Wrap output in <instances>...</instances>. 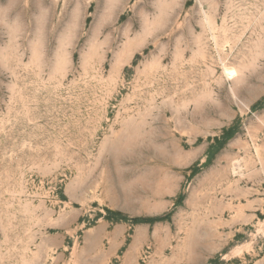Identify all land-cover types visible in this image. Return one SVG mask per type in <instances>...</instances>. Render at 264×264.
I'll return each instance as SVG.
<instances>
[{"label": "rangeland", "instance_id": "1", "mask_svg": "<svg viewBox=\"0 0 264 264\" xmlns=\"http://www.w3.org/2000/svg\"><path fill=\"white\" fill-rule=\"evenodd\" d=\"M0 264H264V0H0Z\"/></svg>", "mask_w": 264, "mask_h": 264}, {"label": "crops", "instance_id": "2", "mask_svg": "<svg viewBox=\"0 0 264 264\" xmlns=\"http://www.w3.org/2000/svg\"><path fill=\"white\" fill-rule=\"evenodd\" d=\"M126 229L125 226H121V225H118L117 227L113 228L112 232L115 230V232H120L122 231L123 229ZM129 254V252H127V255ZM130 255V254H129ZM125 258H126V255H125ZM129 263H132L131 261Z\"/></svg>", "mask_w": 264, "mask_h": 264}]
</instances>
